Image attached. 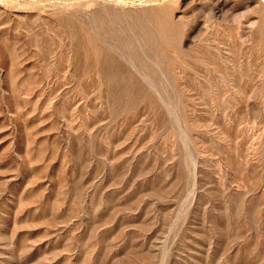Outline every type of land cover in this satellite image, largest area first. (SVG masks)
Instances as JSON below:
<instances>
[{
    "label": "rangeland",
    "instance_id": "1",
    "mask_svg": "<svg viewBox=\"0 0 264 264\" xmlns=\"http://www.w3.org/2000/svg\"><path fill=\"white\" fill-rule=\"evenodd\" d=\"M0 264H264V0H0Z\"/></svg>",
    "mask_w": 264,
    "mask_h": 264
}]
</instances>
